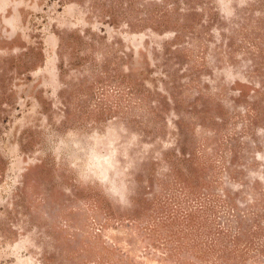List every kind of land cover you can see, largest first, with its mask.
I'll use <instances>...</instances> for the list:
<instances>
[{
    "label": "rangeland",
    "instance_id": "1",
    "mask_svg": "<svg viewBox=\"0 0 264 264\" xmlns=\"http://www.w3.org/2000/svg\"><path fill=\"white\" fill-rule=\"evenodd\" d=\"M0 264H264V0H0Z\"/></svg>",
    "mask_w": 264,
    "mask_h": 264
}]
</instances>
